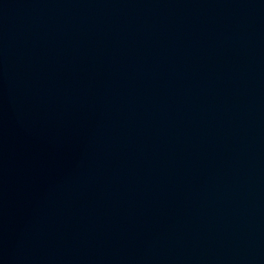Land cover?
<instances>
[{
  "label": "water",
  "instance_id": "water-1",
  "mask_svg": "<svg viewBox=\"0 0 264 264\" xmlns=\"http://www.w3.org/2000/svg\"><path fill=\"white\" fill-rule=\"evenodd\" d=\"M0 264H264V0H0Z\"/></svg>",
  "mask_w": 264,
  "mask_h": 264
}]
</instances>
